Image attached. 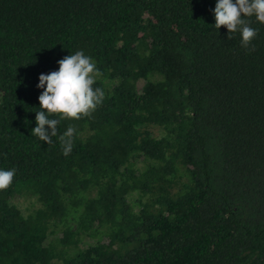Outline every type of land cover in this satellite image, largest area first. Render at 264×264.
I'll return each mask as SVG.
<instances>
[{"label": "trees", "instance_id": "obj_1", "mask_svg": "<svg viewBox=\"0 0 264 264\" xmlns=\"http://www.w3.org/2000/svg\"><path fill=\"white\" fill-rule=\"evenodd\" d=\"M216 2L0 0V264H264V24L244 48ZM76 51L105 97L48 145L39 76Z\"/></svg>", "mask_w": 264, "mask_h": 264}, {"label": "clouds", "instance_id": "obj_2", "mask_svg": "<svg viewBox=\"0 0 264 264\" xmlns=\"http://www.w3.org/2000/svg\"><path fill=\"white\" fill-rule=\"evenodd\" d=\"M213 11L215 28L219 30L221 26L226 27L228 39L232 38L231 34L239 32L244 48H249L258 34L246 18L255 16L258 22L264 24V0H217ZM249 51H254V48ZM58 64V71L39 76L37 87L43 89L38 97L41 110L36 112V127L31 129L32 135L48 145L57 136V126L61 120L91 117L105 97L101 88L93 87L96 78L102 73L92 58L83 51L64 57ZM53 115L59 119L50 118ZM75 132L76 129L69 126L59 137L65 156L73 149ZM15 173V168L0 170V191L12 184Z\"/></svg>", "mask_w": 264, "mask_h": 264}, {"label": "rangeland", "instance_id": "obj_3", "mask_svg": "<svg viewBox=\"0 0 264 264\" xmlns=\"http://www.w3.org/2000/svg\"><path fill=\"white\" fill-rule=\"evenodd\" d=\"M141 85H142V82H138V87L140 88L141 87ZM22 204H23V208L27 205V202L25 201V202H22Z\"/></svg>", "mask_w": 264, "mask_h": 264}]
</instances>
